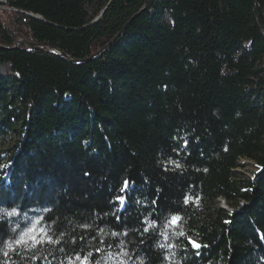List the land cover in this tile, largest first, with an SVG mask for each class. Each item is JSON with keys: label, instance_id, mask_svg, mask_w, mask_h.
I'll return each mask as SVG.
<instances>
[{"label": "trees", "instance_id": "obj_1", "mask_svg": "<svg viewBox=\"0 0 264 264\" xmlns=\"http://www.w3.org/2000/svg\"><path fill=\"white\" fill-rule=\"evenodd\" d=\"M20 36L0 264H264V0H0V43Z\"/></svg>", "mask_w": 264, "mask_h": 264}, {"label": "rangeland", "instance_id": "obj_2", "mask_svg": "<svg viewBox=\"0 0 264 264\" xmlns=\"http://www.w3.org/2000/svg\"><path fill=\"white\" fill-rule=\"evenodd\" d=\"M96 6H97L96 2L89 4L88 5L89 11L93 12V10L96 8ZM165 17L169 18L168 13H166ZM15 34H17V32ZM20 38H21V36L19 37V39ZM0 67H1V71L3 73H8L10 70V66H3L0 64ZM239 162L241 163V165L236 167V170L239 172V174L242 177L243 176H250V177L255 178L256 174L258 172H260L262 169L261 165L256 160H253V159H250L247 157H242L239 160ZM214 206H217V207L221 206V207H224L228 210H232V208H233L229 205L227 200H225V198H223V197H220L219 200L214 204ZM233 209L235 210V208H233Z\"/></svg>", "mask_w": 264, "mask_h": 264}, {"label": "snow or ice", "instance_id": "obj_3", "mask_svg": "<svg viewBox=\"0 0 264 264\" xmlns=\"http://www.w3.org/2000/svg\"><path fill=\"white\" fill-rule=\"evenodd\" d=\"M125 183H127V182H125ZM12 214H14V213H9V215H12ZM181 219L182 218H180L178 216H174V217L171 218L170 223L179 226V224L181 222ZM29 231L35 233L36 229L35 228H31V229H29ZM40 231H41V235L46 237V241L48 243L58 242V241H53L52 238L50 236H48L46 230L41 229ZM25 235H27V233H25ZM181 235H183V233H181ZM31 240H32L33 245H35L36 243H44L45 242L44 240H39L38 237L35 236V235H33L31 237ZM189 242L192 243L193 246L196 247V248L201 247V245L199 243H197L196 241L191 240L190 238H189ZM17 243L27 244V241L24 240L23 236H22L21 239L17 241ZM9 247H11V245H9ZM124 255H127V253H124ZM77 259L81 260V264H92V262L89 260V257H87V256H85L83 259H81V257L78 256ZM96 264H99V261H96ZM141 264H142V262H141Z\"/></svg>", "mask_w": 264, "mask_h": 264}, {"label": "water", "instance_id": "obj_4", "mask_svg": "<svg viewBox=\"0 0 264 264\" xmlns=\"http://www.w3.org/2000/svg\"><path fill=\"white\" fill-rule=\"evenodd\" d=\"M1 1H3V0H1ZM20 44L26 45V48H35V47H37L36 42H34L33 40L31 41L28 38L21 37L20 39L17 40L16 44L14 46H11V47H9V46L6 47L2 43H0V49H8V48L13 49V48H16V47L20 46ZM57 51H58L59 54L68 57L70 60L79 63V60H77V59L73 58L72 56L68 55L67 53H65L61 49H57ZM85 60L87 61L88 59H85ZM231 211L236 212V210H234L233 208H232Z\"/></svg>", "mask_w": 264, "mask_h": 264}, {"label": "built area", "instance_id": "obj_5", "mask_svg": "<svg viewBox=\"0 0 264 264\" xmlns=\"http://www.w3.org/2000/svg\"><path fill=\"white\" fill-rule=\"evenodd\" d=\"M3 1H5V0H3Z\"/></svg>", "mask_w": 264, "mask_h": 264}]
</instances>
